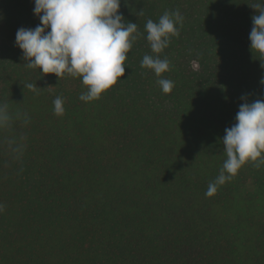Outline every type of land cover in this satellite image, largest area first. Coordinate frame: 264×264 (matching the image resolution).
I'll return each mask as SVG.
<instances>
[{"label":"trees","instance_id":"1","mask_svg":"<svg viewBox=\"0 0 264 264\" xmlns=\"http://www.w3.org/2000/svg\"><path fill=\"white\" fill-rule=\"evenodd\" d=\"M256 2L121 0L143 36L124 77L84 102L81 78L30 69L15 45L20 27L40 24L34 0H0V103L10 115L0 127V264H264V164L246 163L205 195L241 96L264 99V57L249 40ZM166 10L184 17L160 54L169 94L140 66L153 54L145 24Z\"/></svg>","mask_w":264,"mask_h":264},{"label":"clouds","instance_id":"2","mask_svg":"<svg viewBox=\"0 0 264 264\" xmlns=\"http://www.w3.org/2000/svg\"><path fill=\"white\" fill-rule=\"evenodd\" d=\"M128 3V0H125ZM255 9L249 33L250 49L264 57V0L250 4ZM121 0H34V14L40 24L35 28L20 27L15 45L22 50L25 64L42 74H55L59 80L66 75L79 77L87 91L79 99L84 102L99 100L102 93L114 86L125 75L128 53L143 33L137 23L126 21L119 11ZM138 15L143 16L140 9ZM184 17L179 10L165 11L157 22L148 19L145 24L146 40L152 55H144L141 67L154 72L157 83L165 94L171 93L175 84L160 78L171 70L170 61L160 54L173 37H179ZM264 84V78L260 81ZM27 87L36 91V86ZM239 105L235 123L225 129L222 138L226 159L220 174L210 183L205 193L213 196L218 186L231 181L246 163L256 167L264 164V99L249 103L246 95ZM54 114L63 116L64 100L53 101ZM10 120L8 105L0 103V127ZM5 205L0 203V213Z\"/></svg>","mask_w":264,"mask_h":264}]
</instances>
